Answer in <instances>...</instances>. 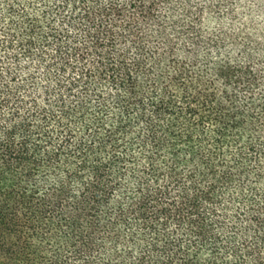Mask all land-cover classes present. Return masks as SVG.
Instances as JSON below:
<instances>
[{
	"label": "trees",
	"instance_id": "1",
	"mask_svg": "<svg viewBox=\"0 0 264 264\" xmlns=\"http://www.w3.org/2000/svg\"><path fill=\"white\" fill-rule=\"evenodd\" d=\"M0 258L264 264V0H0Z\"/></svg>",
	"mask_w": 264,
	"mask_h": 264
},
{
	"label": "rangeland",
	"instance_id": "2",
	"mask_svg": "<svg viewBox=\"0 0 264 264\" xmlns=\"http://www.w3.org/2000/svg\"><path fill=\"white\" fill-rule=\"evenodd\" d=\"M0 264H20V263L18 261L11 263V262L5 261L3 258H0Z\"/></svg>",
	"mask_w": 264,
	"mask_h": 264
}]
</instances>
